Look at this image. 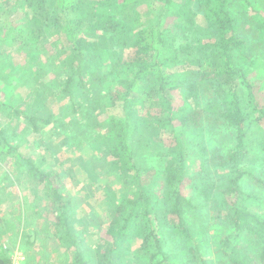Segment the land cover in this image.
Returning a JSON list of instances; mask_svg holds the SVG:
<instances>
[{
    "label": "trees",
    "instance_id": "1",
    "mask_svg": "<svg viewBox=\"0 0 264 264\" xmlns=\"http://www.w3.org/2000/svg\"><path fill=\"white\" fill-rule=\"evenodd\" d=\"M19 50L30 82L11 98L0 92V181L24 193H15L18 210H0V234L18 250L32 253L42 237L66 264H187L177 251L194 264H264V0H0L8 79ZM109 57L123 77L103 69ZM36 62L63 77L46 80ZM60 119L63 147H100L87 169L111 185L101 212L79 215L81 192H62L74 172L65 169V181L49 170L52 152L38 168L19 154L25 137L42 140ZM15 161L28 173L8 177ZM27 208L24 231L14 213ZM86 235L94 251L79 240ZM11 249L0 242V264Z\"/></svg>",
    "mask_w": 264,
    "mask_h": 264
},
{
    "label": "rangeland",
    "instance_id": "2",
    "mask_svg": "<svg viewBox=\"0 0 264 264\" xmlns=\"http://www.w3.org/2000/svg\"><path fill=\"white\" fill-rule=\"evenodd\" d=\"M195 1V0H194ZM197 2V1H196ZM146 6H143L142 11H146ZM127 36V35H126ZM250 37H253L252 35H249ZM58 42L57 36L55 35V32H50L47 36V40H46V44L48 46H52L54 44H56ZM24 54L22 51H15L11 53V58H13V64H12V68L10 70L11 73H14L12 75V79H8L7 75L9 73V71H5V60L0 62V92H1V96H5L8 98H11V96L13 94H16V92H19L20 89H22L21 85L23 83V80L25 78H27V81H25L24 83L27 84L28 82H30V78L29 76H26V71H28V69L30 70L31 67L33 65L30 64L29 61H27L24 58ZM257 58L259 57V64L263 63L264 60L262 58V53H258ZM108 58V57H107ZM111 60V62H109L107 60V62H104L105 65H103V69H106L111 71L115 77H123L125 74V69H115L114 67L111 68L112 64L115 62L116 59H114L113 57H109ZM31 60V59H29ZM127 60V59H126ZM33 62V60H31ZM40 65V66H39ZM35 66L37 67V74L41 75L42 77H45V79L47 80L48 78L51 79L49 80L50 82L53 81V77H57V78H61L63 77V74H59L57 73L56 70L54 69H50L47 67V65L45 64H41V63H35ZM108 71V72H109ZM18 72V73H17ZM52 85V84H51ZM50 85V87H52ZM3 92V93H2ZM49 103V102H47ZM57 104V105H56ZM54 106L55 108H59L63 110V106L61 105V101H59V99H57V103ZM50 106V105H49ZM47 106V107H49ZM53 109V107H52ZM62 113V112H61ZM1 120H5L4 117H2V115H0V121ZM63 119H60L58 122V125L54 128H47L46 130L43 131V139L40 140L41 138H39L37 135H34L33 137H25V141L23 140V142H21V147H19L18 151L19 154H22V157L25 158H32V162L34 164V167L38 168L40 161L42 160L43 156H47L46 154L48 152H52L53 154V159H47L48 161L45 163V166L48 167L49 170H52L54 172V170H60L63 173H61L62 175V179L66 181V179H68L66 176V172L64 171L65 169H67L68 171L71 170L73 171V177L70 179H68L65 183H63L64 187L62 189V192H70L71 194H75L76 192H81L78 195H82V198L84 200V203L81 204V211H79V215H84L86 212H101L103 211L104 207L103 204L101 202L102 200V194H103V186L106 184V186H109L110 184L107 183L103 177L101 173H95V175H90L89 172H91L89 169L87 168H91V165L93 163V161H91V157L95 156L97 154H99L100 151V147L97 144H94L92 148L88 147V146H80L79 150L76 149H68V147H63L62 145L64 144L63 142V135H57L56 133L62 130H64V128L62 129V124L63 123ZM16 128H18V130H21L23 127V125H20L19 127L16 126ZM58 128V129H57ZM64 133L67 132V130L62 131ZM23 137H21L22 139ZM220 144V143H219ZM48 152H47V151ZM76 150V151H73ZM16 164H20L19 168L15 169ZM5 169H3L2 171H5L9 174L8 177H13L15 175H19L20 173L24 172L23 174H27L28 170H30V166L27 165V163H23L18 161V163L15 161L12 163V165L10 164V167L8 166H4ZM15 170L16 172H12V170ZM43 170V169H41ZM1 171V173H2ZM29 177V176H28ZM3 183L1 184L0 181V187H2L1 191H0V198L2 200V204L0 205V210H8V206H12L11 210L14 208V210H18L17 209V203H16V199H15V193H20L21 191L18 189V187L16 186H12L9 190L8 189H4L3 188ZM27 186V185H26ZM111 186V185H110ZM43 185H40L39 190H41V192H39L37 189H35L36 191H38L39 194H43L46 193V191H43ZM34 190V191H35ZM22 195H24V193L21 192ZM78 199H80V196H77ZM30 200V198H29ZM259 209L260 210H264V202L263 201H259ZM28 206V205H27ZM26 205L24 206L25 208L27 207ZM38 206V205H37ZM40 211H42L43 207L41 206ZM28 211V208L22 212H15L14 214L16 215H21L24 216V218H20L21 220L19 221L20 224L18 225L19 229H23L24 231H28L31 228L29 227V222H28V215L30 213V211ZM76 212V211H75ZM74 212V213H75ZM20 216V217H21ZM18 218H16L17 220ZM221 221L217 222L216 225L213 226V228L216 230V234H222V228H221ZM86 226V225H84ZM88 226H86V232L88 231ZM219 235H213V236H219ZM4 240V244H6L8 247H11V254L14 252L16 248V244H15V240L12 239H8L7 235L5 234H0V242ZM80 241L82 240L81 243L84 244V246L89 247L91 251H94V242H93V237L92 236H88L86 235L85 240L83 239H79ZM50 243V242H49ZM176 245V246H175ZM174 246L177 248L178 246V242H176ZM127 251H133L138 247V242H133V243H126L125 244ZM24 250V254H26L28 252V254L30 253L31 249H27L25 246H21ZM36 248L32 253H30V256H32L33 258V262H36L37 259H40L41 262L40 264H45V262H47V264H66L68 262L67 260V256L65 255L66 252H64L61 249V246H57L56 244H46L42 237L38 238V241L36 242ZM37 250V253H36ZM177 250V249H176ZM212 251L214 250V243L212 246ZM93 253V252H91ZM38 255V256H36ZM92 255V254H90ZM130 256V255H128ZM212 256H202L201 259H208L210 260V262L212 261ZM177 258L179 260H181V262H187V264H194L191 263L189 260H184L182 259V254L180 251H177ZM216 262V259H213V263ZM26 264H29V261H26ZM182 264V263H179Z\"/></svg>",
    "mask_w": 264,
    "mask_h": 264
},
{
    "label": "built area",
    "instance_id": "3",
    "mask_svg": "<svg viewBox=\"0 0 264 264\" xmlns=\"http://www.w3.org/2000/svg\"><path fill=\"white\" fill-rule=\"evenodd\" d=\"M26 256L25 254L15 249L14 252L11 254V263L10 264H26Z\"/></svg>",
    "mask_w": 264,
    "mask_h": 264
}]
</instances>
